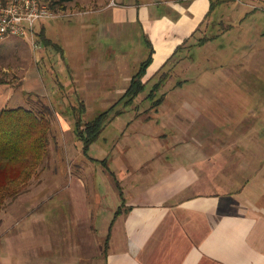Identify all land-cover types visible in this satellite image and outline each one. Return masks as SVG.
<instances>
[{"label":"crops","instance_id":"crops-1","mask_svg":"<svg viewBox=\"0 0 264 264\" xmlns=\"http://www.w3.org/2000/svg\"><path fill=\"white\" fill-rule=\"evenodd\" d=\"M81 1H73L79 5L75 9L82 14L95 15L101 45L107 46L111 39H115L119 51L124 48L121 43L124 37L130 39L125 48L132 45L134 37L144 39L146 46V38L152 40L156 52L146 79L155 75L176 48L206 21L211 4L210 0L168 3L104 0L95 6L90 1L87 5ZM255 19H261L264 25V9L248 15V32L255 27ZM47 23H40L46 31ZM250 45H255V42H250ZM203 51L196 54L199 57L197 61L205 59ZM253 54L246 61V69H241L235 77L231 75L228 85L223 86L224 92L244 95V98L248 93L264 94V47ZM235 55L237 60L239 55ZM105 57L109 59L108 52L101 56V65L96 71L99 73L98 81L93 84L90 76L91 80L87 82L98 85L91 93H102L108 87L107 90H116L123 95L134 75L129 71L125 75V64L133 58L123 55L108 67L102 63ZM248 61L253 74L257 75H253L254 80L261 84L258 85L260 87L244 83L247 81L244 74L248 75ZM259 65L260 75L256 72ZM108 72L115 74L110 76ZM109 77L116 80L113 85L105 84ZM120 78L126 79L125 85L120 86ZM185 80L187 82L189 78ZM199 83L201 80L196 87L190 88L184 82L172 91H166V99L158 107L159 111L141 121V126L136 121L131 123L133 125L129 123L122 136L117 137L121 144L116 147V155L111 151L109 165L123 187L125 209L118 216L116 212L122 203L120 191L109 169L101 164L110 179L105 178L104 183L98 181L97 185L98 195L108 203L106 212L97 214L100 226L105 223L107 230L106 235L97 234L106 238L104 249H96V253L100 251L103 264H264V107L256 111V129L252 136L245 128L240 134L227 133L225 128L229 125L249 127L251 121L248 123L247 114L245 120L233 119L232 123L224 119L203 118L211 101L207 98L205 105L201 92L205 94L206 91ZM236 84H239L238 88ZM191 94H197L199 98ZM260 101L264 103V95ZM195 102L202 108L199 105L197 109L193 107ZM163 105L167 112H161ZM88 108L86 110H94ZM107 109L109 107L104 110ZM179 110L189 112L183 114ZM66 126L65 129L71 132ZM104 133L100 140L106 136ZM72 137L71 133L69 146L76 158L82 154L81 141ZM163 142L171 145L162 148L169 150L170 160L158 164L147 178L134 177L136 169L142 166V160L150 153L155 154L157 149L161 150L158 145ZM113 162L118 163L117 168L112 167ZM242 174H248V177L239 179ZM240 181L244 182L242 186H239ZM90 216L92 220V212ZM63 247L68 249L63 256L69 264H75L77 254L84 255V259L93 255L83 241L72 239V242H64L58 249H53L52 254H48L51 258L48 263L62 255L60 248Z\"/></svg>","mask_w":264,"mask_h":264},{"label":"rangeland","instance_id":"rangeland-1","mask_svg":"<svg viewBox=\"0 0 264 264\" xmlns=\"http://www.w3.org/2000/svg\"><path fill=\"white\" fill-rule=\"evenodd\" d=\"M89 1L91 5L97 6L104 0H82L81 2L87 5ZM153 1L161 3L179 2L178 0ZM78 6L74 2L69 3L67 10L63 11L66 15L49 19L47 23L48 35L60 44V47L64 49L63 52L61 48L56 46L47 47L44 51V45L41 41L35 47L26 37L10 36L0 39V107L16 108L23 106L40 110L43 108V104L49 105L52 111L51 122L53 127L50 134L51 148L48 157L35 169V173L21 188L20 194L16 198H6L1 206L0 264H69L63 256L64 253H67V248H60L62 255L54 262L48 263L51 259L48 254H52V250L58 249L59 245L64 242H72V239L78 240V242L83 241V244H86L93 254L89 256V259H84V255L77 254L75 264H103L99 257L100 251L96 253V249H104L106 238H100L97 234L99 236L106 235L107 230L105 223H103V227L100 226V222L97 221V214L105 213L108 203L104 197L98 195L97 185L98 181L104 183V179L108 177L103 171L104 167L99 161L94 160V157L83 155V151L82 154L80 153L81 156L76 158L73 156V150L69 146L71 141L69 137L72 133V138L79 140L76 126L78 118L81 116L79 115L82 109L81 103L87 105V108L94 109L87 110L83 114L81 124H85L104 109L110 108L122 96L116 90H107L108 87L102 93H91L98 85H89L87 82H90V76L93 79V84L98 81L99 73L96 71L97 68H100L102 54L107 55V52L109 54V59L105 57L102 62L104 65L105 63L109 65L108 67L113 65L116 58L123 55L128 58L129 56L132 57L133 60L131 62L126 61L127 64H125L127 67L125 75H128V71L129 73L133 72V74L137 73L141 62L149 55V48L141 37H134L132 45L126 46V48L125 44L130 39L124 37L121 42L124 44V51L121 47L120 52L117 50L118 45L115 39H111L107 46L101 45L94 19L95 15L80 13L81 11L75 9ZM231 7L229 9L232 10L230 12L233 15L230 19L216 17L212 21L213 24L209 25L208 32L202 31L199 33V37H214L225 30L228 24H236L240 21L245 13L248 12L250 15L255 10L264 9V0H238V5L231 4ZM255 21H257L255 27L253 26L246 36L248 39V59L250 56L253 57L255 51L264 47V25L261 19H255ZM238 26L237 29L242 25ZM234 27L236 28V25ZM237 35L239 34L236 33L232 38L237 39ZM240 39L246 40L244 35ZM200 40V38L191 39L183 53L174 58L168 72L169 77L165 80V85L158 94L154 92L150 95L155 82L147 85L146 90L134 102L138 103L137 107H129L123 115L107 123L104 129L105 139H99L92 144L89 154L100 159L108 158V162L111 161V151L116 155V147L121 144L120 138L117 139V137L122 136L129 123L136 121L141 126V121L152 117L151 114H154L155 109L152 105L157 103L166 91H172L171 89H174L180 81L187 77L189 80L185 82V86L190 88L196 87L201 80L202 85L200 83L199 85L204 87L206 91L205 94L204 91L201 92L205 97V105H207V98H210L209 101L211 102L208 104L209 107L205 109L203 118L224 119L226 122L232 123L233 119L245 120L247 114L248 123L251 121L249 127L231 124L225 128V131L227 133L231 131L233 135H236L245 128L248 130L249 136L254 134L256 129L254 121L258 116L256 111L259 112L261 107H264V103L260 101L261 95L264 94L248 93L247 98H244V95L223 91V86L228 85L230 79L235 75L231 77V69L227 72L222 70L221 61L225 60L227 62L225 63L233 69L236 66L241 67L240 65L246 57L245 51L241 52L238 65L234 66L235 61H237L233 59V53H231V50L235 48L234 45L231 46L226 39H219L217 43L220 45L216 46V52L213 47L211 49L208 47L209 53L205 55V59L197 61L199 57L197 58V53L194 52L195 48L189 49V47L193 44L197 45ZM252 41L255 42V45H250ZM46 53L49 54L46 56ZM117 55L120 56L117 57ZM49 56L51 63L47 65L46 57ZM249 64L248 61V75L244 74L247 81L244 83L248 82V86L250 84L261 85L254 80L253 75L256 74H253ZM263 67L264 65L262 70ZM244 68L247 67L240 68L236 74H239ZM256 72L260 75L261 65L258 66ZM108 73L110 76L115 74L113 72ZM112 78L109 77L105 84L113 85L116 80ZM119 81H121L120 86L126 83L124 78ZM238 86L239 84H236L237 88ZM246 88L248 90V87ZM260 92L262 91L260 90ZM190 96L199 98L197 94ZM126 100H122L116 109L124 107ZM246 100L247 102H245ZM198 105L202 108L197 102L193 104V107L196 108ZM161 109L162 113L167 112L165 105L161 106ZM115 112L114 110L110 113V118L115 116ZM188 112L187 110H179V113L183 114ZM159 116L161 117V115ZM66 124L71 132L65 129ZM141 130H143L142 127ZM132 144L135 143L132 142ZM164 146L167 148L171 145L164 142L159 144L158 147L161 150L157 149L155 154L151 155L150 153L149 156L145 157L144 161L142 160L143 163L140 164L142 166L136 169L137 175L134 177L147 178L152 175L158 164L170 160L169 150L162 149ZM107 154L109 155L107 156ZM112 167L117 168L118 163L113 162ZM243 177H248V174L240 175L239 179ZM240 182L239 186H242L241 184L244 182ZM90 205L92 206L89 207ZM90 208L92 215H94L92 220H90ZM89 229L91 230L90 233L84 237ZM105 255L103 251V257Z\"/></svg>","mask_w":264,"mask_h":264},{"label":"trees","instance_id":"trees-1","mask_svg":"<svg viewBox=\"0 0 264 264\" xmlns=\"http://www.w3.org/2000/svg\"><path fill=\"white\" fill-rule=\"evenodd\" d=\"M49 5V7L56 11H65L67 10V6L69 3L73 2L74 0H41ZM139 3H147L153 2V0H134ZM186 1V0H178ZM210 8L206 15V24L202 23L199 27L193 31L190 37L186 38L184 43L180 44L176 50L172 53V55L166 60V62L158 69L155 75H152L150 78L146 79V75L148 73V69L150 65L153 63L154 54L156 52L154 44L152 40L146 38V44L149 48V55L148 57L143 60L140 64V67L131 79L130 85L125 91V93L120 97V99L113 104L109 109L102 111L98 116L94 119L87 121L85 124H81L83 121V114L86 113L84 103H81L80 107L82 108L78 118L77 124V134L80 139L81 149L87 156H92L89 154V150L92 144L96 143L107 123H110L118 116L123 115L129 107H137L138 103H134L136 99L146 90L147 85L154 83V87L150 93L152 95L154 92L159 93L165 85V80L169 77V70L170 66L173 64L174 58L179 54L183 53L185 50L187 43L193 38H200L201 40L196 45H190L189 49L195 48V53H201L203 49V54L206 55L209 53L208 47H213L214 51L216 52V46L220 44L217 41L220 39H226L227 42H230L231 46L234 45V49L231 50L233 53V59L236 60L234 57L235 53L238 55L244 50L246 55L245 59L242 61V65H238L239 56L237 57V61H235L234 69L230 68L227 65L226 61H221L222 70L228 71L231 69L232 75L236 74L240 68L246 67V61L248 59V12L241 18L240 21L235 23H230L227 25L225 30L218 33L214 37H199V33L202 31L208 32L209 25L213 24L212 21L215 20L216 17H222L224 19H230L233 15L231 9V4L235 6L238 5V0H210ZM157 2V1H154ZM160 3V2H158ZM168 3V2H164ZM165 6V4H164ZM232 8V7H231ZM63 15H66L64 13ZM60 15V16H63ZM57 16L56 18L60 17ZM55 19V18H52ZM43 20L44 21H48ZM205 20V19H204ZM224 22L223 20H221ZM36 24L37 29V41H41L43 43L44 51H46L47 47L56 46L57 48H61L60 44L55 42L56 40L48 35L45 26L41 27L40 23ZM204 24V26H203ZM236 25V28L234 27ZM237 29V27H239ZM202 26V28H201ZM237 35L236 38H232L233 35ZM206 35V34H205ZM244 35V39L241 40L240 37ZM17 37V36H16ZM245 43V44H244ZM215 46V47H214ZM188 49V50H189ZM64 49L61 48L63 52ZM49 53H46V56ZM236 56V55H235ZM226 62V63H225ZM230 62V60H229ZM237 62V63H236ZM51 63L50 56L46 57V64L49 65ZM225 63V64H224ZM224 64V65H223ZM246 69V68H245ZM185 80V79H184ZM180 81L178 85L184 84L185 81ZM167 93L165 92L161 99L157 101L152 107H156L155 111H159L158 108L161 104L164 103L166 99ZM149 96V95H148ZM126 100L124 107H117L118 104L122 102V100ZM49 105H44L43 108L40 110H36L33 108L19 106L16 108H2L0 107V211L1 206L4 204V200L6 198H16L21 191L23 185L27 183V181L32 177V174L35 173V169L48 157V153L51 148V129L52 122V111ZM74 108V107H73ZM87 109V108H86ZM116 111L115 116L110 118V113L112 111ZM110 118V119H109ZM94 160H99L94 158ZM100 164L104 165L107 169H109L110 173L114 177L115 184L120 191V197L122 198V203L118 207L116 215H120L125 209V200L123 195V187L121 186V180L117 177L116 173L110 168L108 159H101L99 160ZM11 167V168H10ZM12 171H9V170Z\"/></svg>","mask_w":264,"mask_h":264},{"label":"built area","instance_id":"built-area-1","mask_svg":"<svg viewBox=\"0 0 264 264\" xmlns=\"http://www.w3.org/2000/svg\"><path fill=\"white\" fill-rule=\"evenodd\" d=\"M64 13L52 10L41 0H0V39L26 37L37 47L36 24Z\"/></svg>","mask_w":264,"mask_h":264}]
</instances>
